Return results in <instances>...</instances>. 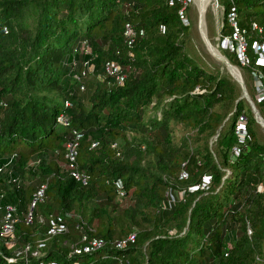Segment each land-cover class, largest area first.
Returning <instances> with one entry per match:
<instances>
[{"label": "trees", "instance_id": "trees-1", "mask_svg": "<svg viewBox=\"0 0 264 264\" xmlns=\"http://www.w3.org/2000/svg\"><path fill=\"white\" fill-rule=\"evenodd\" d=\"M217 3L221 44L234 9L247 60L219 51L251 81L260 72L264 86L253 48L264 41V0ZM182 6L0 0V222L12 225L11 234L0 228V264H264V137L238 82L189 54ZM126 24L136 32L132 46ZM107 61L118 64L122 83L106 72ZM244 84L264 119V97L253 96V82ZM61 115L69 125L59 123ZM177 124L194 134L177 139ZM72 129L82 137L71 167L65 154ZM204 175L208 188L189 191ZM53 224L66 230L50 235ZM131 234L133 242L114 245ZM93 238L105 245L73 252Z\"/></svg>", "mask_w": 264, "mask_h": 264}, {"label": "built area", "instance_id": "built-area-1", "mask_svg": "<svg viewBox=\"0 0 264 264\" xmlns=\"http://www.w3.org/2000/svg\"><path fill=\"white\" fill-rule=\"evenodd\" d=\"M180 2H182L183 6L181 7V9L178 11L179 14V18L186 23L187 22V18L185 15V8L187 7V0H179ZM228 21L232 27V31L231 34L224 37L223 38V42L222 44L224 45V47H226L227 49H229L232 52H235L238 56L239 61L244 64L247 60L246 57V38H245V34H244V30L240 29V27L237 25V21H236V12L234 9H231V11L228 14ZM253 28L255 30H257L258 32L261 31V28L256 24L253 23L252 24ZM4 32L6 33L7 30L4 27ZM142 32H140L141 34ZM125 37H126V42L128 46H132L133 42H134V38L136 35L135 30L129 25L126 24L125 26ZM254 51L255 53L258 54V64H264V41H256L253 45ZM105 70L108 74L112 75L115 77L116 82H118L119 84L122 83L124 76L121 74L120 72V67L118 66L117 63L113 62V61H107L104 65ZM253 76V80L255 83V86L257 87V91H258V98H263L264 97V86L262 84V74L260 72H253L252 73ZM81 89H83V87H81ZM59 123L62 125H69V121L67 119L66 116L61 115L59 117ZM235 133L236 136L238 138V141L240 142V144L244 143L246 137H247V132H246V128H245V119L243 116H239L238 120L236 122V126H235ZM72 134H73V138L70 139L67 144H66V154H65V158L68 160L69 165L72 167L75 164L76 161V156H77V147H78V143L79 140L82 137V134L77 130V129H72ZM241 151V146L240 145H236L232 148V153L234 155H238ZM71 175L77 180L82 182V184H86L87 182V178L84 174L76 171V170H72L71 171ZM182 178H185L186 175L183 173L181 175ZM211 181V177L210 175H204L202 181L200 183H198L197 185L190 187L189 191H193L196 189L199 190H205L208 188V185L210 184ZM45 188V185H42L41 188L37 191L35 197L40 199L43 196V189ZM171 200H173L174 198L170 197ZM8 210H10L11 208H7ZM10 217L9 213H6L5 218L8 219ZM31 219V215L28 216L27 221L30 222ZM66 230L65 226L63 224H53L49 229H48V234L52 235L54 233H58V232H64ZM2 232L6 233V234H11L12 232V225L11 222L10 223H5L4 225H2ZM134 241V235H128V237L124 240H115L114 241V245L118 248H123L127 245L128 242H133ZM105 245V241L102 238H93L88 240L85 245H83L82 247L78 248L76 247L73 252L75 254H81V253H86V252H91L94 251L95 249H98L102 246ZM28 246L25 247V252L28 250ZM38 264H42V263H38Z\"/></svg>", "mask_w": 264, "mask_h": 264}, {"label": "rangeland", "instance_id": "rangeland-1", "mask_svg": "<svg viewBox=\"0 0 264 264\" xmlns=\"http://www.w3.org/2000/svg\"><path fill=\"white\" fill-rule=\"evenodd\" d=\"M199 1H201V0H199ZM195 2L197 3V0H187V21L190 22V31H189L190 33H189V38H188L189 54L191 56H193L198 63H200L202 66H204L208 70H210V71L219 70L221 72H226L231 76L226 65L222 61H220L219 59H217L215 56H213L211 54V52L208 49V45H206V43H205V41L201 35V33L202 34L205 33V35H206L208 41L211 43V45L218 51V53H221L219 51V47L224 48V45L221 44V41H220V29L222 26L223 8L217 3V0H209L208 5H207V9H206V12H205L204 18H203V15H201V13H200L201 11L199 10V8ZM201 18H203V20ZM200 26L202 28H200ZM80 50L84 51V53L86 54L88 49H86L85 47H81ZM235 68L239 71L240 76L243 80V83H244V79H245L247 81L248 86L253 87L252 82L254 83V80L251 81L249 76L247 74H244V72L241 69H239L237 67H235ZM90 69H91V67H90ZM245 88H246V85H245ZM246 91H247V94H248L250 100L253 102V100L251 99V97L248 93L247 88H246ZM251 92L253 93V96H255L258 99V96H259L258 91L256 92L253 89V90H251ZM246 102L248 103V105L251 108V105L249 104V102L247 100H246ZM253 104H254V102H253ZM256 122L258 124L257 130L259 132V135L261 137H264V127L258 121H256ZM174 132H175L177 139H179L182 135H185V134H189V135L194 134L193 131H191L190 129H186L185 127H183L180 124L174 125ZM128 135H131V133H129ZM121 142L122 141H119V143H121ZM213 142H214V138L210 142L211 147H213L212 146ZM61 166L64 167L63 164H61ZM177 196L181 197V193H177ZM28 209L30 212L31 207ZM1 223L2 222H0V228L2 225ZM5 245L8 248H12V249L15 248L14 250H15L16 254H18L21 251V248H16L17 247L16 243H12L11 241L5 242ZM38 247L39 246H37L36 248H38ZM34 253H36V254L39 253V250L36 249L34 251Z\"/></svg>", "mask_w": 264, "mask_h": 264}, {"label": "water", "instance_id": "water-1", "mask_svg": "<svg viewBox=\"0 0 264 264\" xmlns=\"http://www.w3.org/2000/svg\"><path fill=\"white\" fill-rule=\"evenodd\" d=\"M201 35H202V37H203V39H204V41H205V43H206V45H210V42L208 41V39H207V37H206V35H205V33L204 34H202L201 33ZM220 55H221V57H222V59H221V61L225 64V65H227L226 67L228 68V66H233L232 64H230V62L221 54V53H219ZM232 77H233V75H231ZM234 78V80H236L237 82H238V84L240 85V87H241V90H242V96L249 102V104L251 105V109H252V111H253V113H254V115H255V119H256V121H258L263 127H264V120L260 117V115H259V113H258V111H257V109H256V107H255V105L253 104V102L250 100V98H249V96H248V94H247V91H246V88H245V85H244V83H243V80H242V78H241V76L239 77V78H236V77H233Z\"/></svg>", "mask_w": 264, "mask_h": 264}, {"label": "bare ground", "instance_id": "bare-ground-1", "mask_svg": "<svg viewBox=\"0 0 264 264\" xmlns=\"http://www.w3.org/2000/svg\"><path fill=\"white\" fill-rule=\"evenodd\" d=\"M208 2H209V0H201V1L197 0V3L195 2L197 4L199 10L201 11L200 13H201V15H203V18H204V14L206 12V9H207ZM203 18H201V19L203 20ZM200 28H202V27L200 26ZM210 45H211V43H210ZM210 45H208V49L211 52V54L221 61V59H222L221 55L218 53V51L212 45L211 46ZM227 69L230 72V74L233 75V77H236V78L240 77L239 71L234 66H228Z\"/></svg>", "mask_w": 264, "mask_h": 264}]
</instances>
